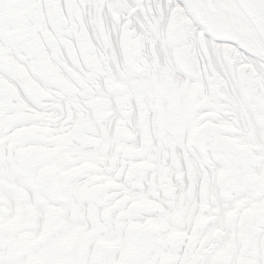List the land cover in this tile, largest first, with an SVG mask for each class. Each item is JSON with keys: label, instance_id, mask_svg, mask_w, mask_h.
Listing matches in <instances>:
<instances>
[{"label": "snow or ice", "instance_id": "snow-or-ice-1", "mask_svg": "<svg viewBox=\"0 0 264 264\" xmlns=\"http://www.w3.org/2000/svg\"><path fill=\"white\" fill-rule=\"evenodd\" d=\"M0 264H264V0H0Z\"/></svg>", "mask_w": 264, "mask_h": 264}]
</instances>
